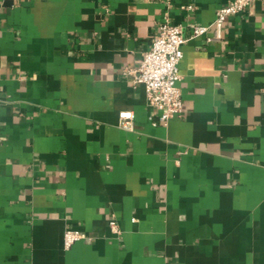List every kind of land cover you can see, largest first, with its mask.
Here are the masks:
<instances>
[{
	"label": "crops",
	"instance_id": "0c3cea01",
	"mask_svg": "<svg viewBox=\"0 0 264 264\" xmlns=\"http://www.w3.org/2000/svg\"><path fill=\"white\" fill-rule=\"evenodd\" d=\"M229 1L0 0V264H264V1L208 41ZM166 18L167 125L126 72Z\"/></svg>",
	"mask_w": 264,
	"mask_h": 264
},
{
	"label": "built area",
	"instance_id": "2783aa9c",
	"mask_svg": "<svg viewBox=\"0 0 264 264\" xmlns=\"http://www.w3.org/2000/svg\"><path fill=\"white\" fill-rule=\"evenodd\" d=\"M255 1L257 0H230L220 7L211 25L214 30L213 35L208 36L207 40L221 39L227 17L242 13ZM209 29L210 25H194L190 38L207 35ZM187 40L183 26L174 24L166 18L160 24L154 35L153 45L145 52L140 65L126 70L134 84L144 85L149 106L160 111L154 123L167 125L172 118L183 111V93L179 84L182 80L180 65L184 58L183 45ZM125 115L129 117L131 113L126 112ZM109 223L114 233L121 232L116 218L110 219ZM88 238L90 237L85 231L68 227L64 231L63 244L66 249H70L78 241Z\"/></svg>",
	"mask_w": 264,
	"mask_h": 264
}]
</instances>
